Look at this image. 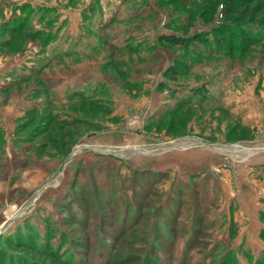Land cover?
I'll return each instance as SVG.
<instances>
[{"label":"rangeland","instance_id":"374dc122","mask_svg":"<svg viewBox=\"0 0 264 264\" xmlns=\"http://www.w3.org/2000/svg\"><path fill=\"white\" fill-rule=\"evenodd\" d=\"M80 2L0 0V28L25 21L40 33L35 39L26 32L0 35V42L27 40L23 50L0 45L1 75L23 62V54L64 59L72 72L71 65L88 63L91 50L104 74L87 91L105 102L69 101L58 114L65 124L52 122V130L35 138L36 154L63 156H47L48 174L35 178L32 189L11 194L13 216L0 226L5 237L0 264H219L227 251L232 252L228 264H264L260 249L229 240L226 224L230 205L239 207L238 170H246L264 147V38L243 58L226 55L215 45L228 42L216 30L222 5L212 0H104L100 4L111 12L106 20L113 27L105 31L101 17L90 23L82 18L78 30ZM171 32L200 34L203 41L196 39L189 50L158 41ZM45 36L51 41L43 46ZM78 38L89 41L85 48L78 47ZM126 40L124 49H115ZM174 60L182 74L168 80L163 73ZM201 86L206 96L193 97L192 90ZM123 94L131 97L130 105ZM110 101L125 104L122 116ZM55 106L39 111L54 113ZM160 106L162 112H154ZM247 111L256 120L244 121ZM64 113L67 118H61ZM107 119L126 122L111 130ZM238 124L250 130L239 126L235 138ZM95 128L117 138L111 145H85ZM238 131L249 136L240 139ZM174 148H203L221 156H214L218 161L210 170L161 167L167 156L157 155ZM225 169L231 171L226 181ZM249 249L257 259L245 254Z\"/></svg>","mask_w":264,"mask_h":264},{"label":"crops","instance_id":"0c3cea01","mask_svg":"<svg viewBox=\"0 0 264 264\" xmlns=\"http://www.w3.org/2000/svg\"><path fill=\"white\" fill-rule=\"evenodd\" d=\"M91 1L81 0V7L78 6V30L81 27L80 22L83 8ZM99 1L100 3H104V0ZM110 13L109 10L104 9L102 14L103 28L105 31H109L113 27L106 20ZM82 39L78 38V47H84V44L89 42L88 40L84 41ZM128 43L129 41L126 40L123 44H116L115 49L122 50ZM87 54H90L88 63L83 64L81 61L82 63L71 65L74 67L72 72L65 67L64 59L43 58L39 55L32 58L29 54H23L22 56L25 58L23 62H19L12 66L10 70L5 71L4 74H0V226L8 222L13 216L11 207L15 204L11 202V194L20 193L21 191L24 192L25 187L26 190L32 189L35 185V178H41L48 174L52 164L51 159L47 156H63L60 152L52 154L50 151L36 154L33 147H31L34 141L24 140V132H16L17 127L20 122L28 120L27 112L34 107L41 110L49 104L50 106L56 105L55 107H59V110L55 109L54 113H61L60 108L62 106L66 105L69 101H76L77 97L71 96V94L78 92V90L87 91L89 83L93 84L94 81L102 78L100 76L104 73L98 72V60L93 59L91 50H88L86 52ZM93 65L97 66V70L91 67ZM81 68L82 70L80 71ZM138 79L141 80L140 77L136 76L132 78V80ZM145 83L143 89L147 90V84ZM115 84L114 82L113 85L115 86ZM151 88L154 90L157 89L152 86ZM130 98L129 95L123 94V100H127L129 105L131 102L129 101L131 100ZM144 98L147 99L146 97ZM147 101L149 100L147 99ZM108 104L112 105L114 109L116 107L120 108L121 112L118 114L121 116L123 115L122 110L124 112L127 109L124 103L110 101ZM162 109H164V106L157 107L154 112L160 113ZM73 111H75L74 115H78L77 110ZM65 113L64 115H60L61 118H67ZM247 116L252 118L251 112L247 113L244 121L248 119ZM125 122L120 120L116 124V122L107 119L105 121V127L108 128L109 126L112 127L111 130H114L115 127L123 125ZM247 123L252 127L255 125L252 121L251 123L247 121ZM256 127L259 128L258 125ZM95 130L92 132V135H88L84 140L85 145H111L115 137L117 138V133L114 136L111 130L99 131L96 128ZM118 135L120 134L118 133ZM253 139L256 140L255 138ZM253 139L250 140L254 141ZM261 149L263 151L259 155L254 156L252 164L246 170L243 168L238 170L235 193L237 191L240 194L238 200L239 207L236 210L235 207L237 206L235 204L232 203L230 205L232 209L227 214L226 224L229 230L230 241L240 242L249 248L256 247L255 249H260L264 252V236L262 235V231L264 230V218L262 217V212H264V195H262V198L258 195L259 192L264 194V147ZM91 154L88 153L87 156ZM157 156L168 157H165L161 162V167H171L178 171H191L194 167H207V170L213 169L215 161H218V158L216 159L214 156L221 155L212 154L203 148L182 150L174 148ZM196 156H199L198 159ZM200 156H206L208 160L204 162ZM230 172L228 169L223 170L225 181L227 177H231ZM244 252L249 256L254 254L250 249L244 250ZM235 255L237 257L236 253ZM257 255L254 254L256 259Z\"/></svg>","mask_w":264,"mask_h":264},{"label":"trees","instance_id":"16d2710c","mask_svg":"<svg viewBox=\"0 0 264 264\" xmlns=\"http://www.w3.org/2000/svg\"><path fill=\"white\" fill-rule=\"evenodd\" d=\"M213 4L216 5L220 2L222 5V19L220 22V26L216 28V30L221 34L226 36V40L228 41L226 44L224 42H216L215 45H219L226 55L235 56L239 58H243L247 56L253 49L254 45L262 42L264 38V0H212ZM102 5L99 0H92L83 8L82 18L87 23L94 21L95 17H101L103 14ZM90 34L92 33L90 28H86ZM14 33V34H22L26 32V34H30L34 39L40 35L38 31L33 32L27 22H17L11 21L6 26H1L0 35L4 33ZM28 32V33H27ZM49 36V33H47ZM239 35V41H236V37ZM221 36V37H224ZM196 39L203 38L200 34H194L192 37L183 36L178 33H163L158 36V41L164 43L166 45H171L174 47H180L186 50H189L194 44L193 42ZM50 39L45 36L44 40H42V45H46L50 43ZM205 41V40H204ZM5 45L10 48H14L15 50H23L25 45L27 44V40L21 39L19 42L15 41V39L11 38L10 40H4V42H0V45ZM229 48V49H228ZM220 55V54H219ZM224 55V54H223ZM194 56V55H193ZM215 57V56H213ZM204 57L196 58L197 61L203 60ZM181 63L179 61L172 62L167 66L164 70V77L168 80H176L182 73ZM128 75V74H127ZM193 97L196 95H203L204 97L207 94V88L204 86L197 87L192 90ZM71 96L83 97L84 100L89 103L96 104V106H100L99 104L105 103L104 101H99L92 94L87 91H78L76 93L71 94ZM109 108V107H108ZM109 108L108 110H110ZM179 110L177 109H169L161 115V119L156 121L159 123L162 120L168 118L169 115H175ZM46 113V112H45ZM39 111L37 107L31 108L28 112V120L20 122L19 126L16 129V132H24V140L33 142L36 137L41 135H45L47 131L52 130V122L65 124L64 119H60L58 113L47 112L46 114ZM242 129L241 131L250 130V127L244 126L242 124H238L232 129L235 134V138H237V128ZM240 131V132H241ZM233 133V132H232ZM238 134L240 139L244 138L243 132ZM246 136H249L248 134ZM245 136V137H246ZM66 150V149H65ZM262 217L264 218V212H262ZM262 235L264 236V230L262 231ZM5 237L0 235V248L2 247L3 239ZM11 239V238H10ZM0 250V256H1ZM232 252L227 251L222 254L221 260L219 264H228L231 259ZM261 263V262H258Z\"/></svg>","mask_w":264,"mask_h":264}]
</instances>
